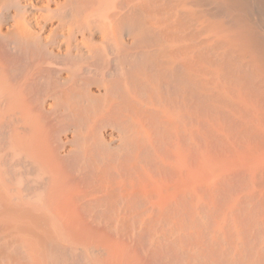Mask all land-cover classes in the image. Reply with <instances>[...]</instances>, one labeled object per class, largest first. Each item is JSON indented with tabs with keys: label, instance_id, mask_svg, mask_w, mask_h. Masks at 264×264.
Listing matches in <instances>:
<instances>
[{
	"label": "bare ground",
	"instance_id": "6f19581e",
	"mask_svg": "<svg viewBox=\"0 0 264 264\" xmlns=\"http://www.w3.org/2000/svg\"><path fill=\"white\" fill-rule=\"evenodd\" d=\"M0 264H264V0H0Z\"/></svg>",
	"mask_w": 264,
	"mask_h": 264
}]
</instances>
